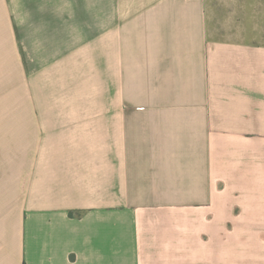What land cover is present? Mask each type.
<instances>
[{"label":"crops","instance_id":"1","mask_svg":"<svg viewBox=\"0 0 264 264\" xmlns=\"http://www.w3.org/2000/svg\"><path fill=\"white\" fill-rule=\"evenodd\" d=\"M247 7L0 0V92L19 86L0 264H264V16Z\"/></svg>","mask_w":264,"mask_h":264},{"label":"rangeland","instance_id":"2","mask_svg":"<svg viewBox=\"0 0 264 264\" xmlns=\"http://www.w3.org/2000/svg\"><path fill=\"white\" fill-rule=\"evenodd\" d=\"M233 4H235L236 1L232 0ZM241 4L245 2L248 11H250L252 17L259 18L260 16H264V0H239ZM231 0H211V5L215 6L218 5L219 7L227 6L229 10H231ZM259 20V19H258ZM5 92H0V117H18V104H19V86H18V77L15 75L12 76V83L11 87L7 88L5 87ZM6 105V106H4ZM4 107V109H3ZM0 128H2L0 126ZM7 132L2 130L0 132V166L5 161L9 160V158H5L2 155H6L7 152L10 151V149H18L19 143H10L3 141L2 138H4ZM9 151H8V150ZM7 150V151H6ZM6 165V164H5Z\"/></svg>","mask_w":264,"mask_h":264}]
</instances>
